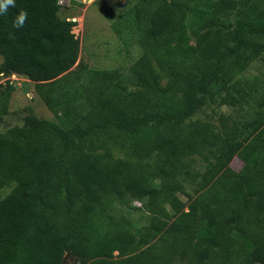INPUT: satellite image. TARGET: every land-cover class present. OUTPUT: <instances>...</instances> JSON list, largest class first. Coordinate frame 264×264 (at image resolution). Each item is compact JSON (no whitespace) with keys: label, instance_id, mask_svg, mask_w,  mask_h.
Wrapping results in <instances>:
<instances>
[{"label":"trees","instance_id":"trees-1","mask_svg":"<svg viewBox=\"0 0 264 264\" xmlns=\"http://www.w3.org/2000/svg\"><path fill=\"white\" fill-rule=\"evenodd\" d=\"M16 5L0 16V73L35 82L59 119L31 112L0 133V264H264V110L238 81L264 54V0H138L116 27L144 51L126 73L74 69L77 23L59 0ZM216 99L245 118L192 119Z\"/></svg>","mask_w":264,"mask_h":264},{"label":"rangeland","instance_id":"rangeland-1","mask_svg":"<svg viewBox=\"0 0 264 264\" xmlns=\"http://www.w3.org/2000/svg\"><path fill=\"white\" fill-rule=\"evenodd\" d=\"M138 0H65L59 10L63 18L76 21L73 32L80 39L79 59L74 69H82L84 66L91 68L120 69L123 73L128 71L131 64L143 54V47L134 33L124 31L122 35L116 27H122L120 16L134 5ZM195 44L194 38L190 41ZM3 56L0 55V65ZM155 66L158 68L156 61ZM127 75V74H126ZM130 82V80H128ZM239 87L251 94V104L256 109L264 110V54L253 60L250 65L238 77ZM9 85L13 88V94L9 105V113L0 122V133L16 125H22L24 118L31 112L48 119H59L41 100L35 91V82L29 78L11 73H0V93ZM132 85L131 87H133ZM10 87V86H9ZM250 98V97H249ZM220 100L216 99L192 119H210L219 124L218 116L221 113L233 114L239 119H244L243 111L236 112L231 106H218ZM207 161L204 157L197 156L196 168L205 171ZM239 175L248 172L249 165L239 157H235L231 163ZM158 184V182H156ZM159 185V184H158ZM11 188L2 189V194H7ZM185 189L193 194L196 184L185 182ZM187 201L188 197L182 195ZM141 201H133L131 205L141 207ZM188 211V209H186ZM112 213L116 217H129L139 225L148 222L147 212L141 210L126 209L118 206ZM117 255V252H114ZM78 257L73 255L64 258L65 263H76ZM178 264H190L187 260L178 261Z\"/></svg>","mask_w":264,"mask_h":264},{"label":"clouds","instance_id":"clouds-1","mask_svg":"<svg viewBox=\"0 0 264 264\" xmlns=\"http://www.w3.org/2000/svg\"><path fill=\"white\" fill-rule=\"evenodd\" d=\"M16 0H0V16L5 15L9 8H15ZM28 11L21 9L18 14L14 17L12 25L16 29H21L24 27L26 20L28 19Z\"/></svg>","mask_w":264,"mask_h":264},{"label":"water","instance_id":"water-1","mask_svg":"<svg viewBox=\"0 0 264 264\" xmlns=\"http://www.w3.org/2000/svg\"><path fill=\"white\" fill-rule=\"evenodd\" d=\"M71 255H72V253H71V252H68V253L65 255V257L68 258V257L71 256Z\"/></svg>","mask_w":264,"mask_h":264},{"label":"built area","instance_id":"built-area-1","mask_svg":"<svg viewBox=\"0 0 264 264\" xmlns=\"http://www.w3.org/2000/svg\"><path fill=\"white\" fill-rule=\"evenodd\" d=\"M59 1H60V3L65 4V3H64L65 0H59Z\"/></svg>","mask_w":264,"mask_h":264}]
</instances>
